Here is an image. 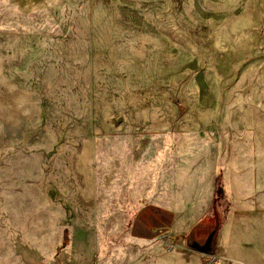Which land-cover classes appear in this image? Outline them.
I'll return each mask as SVG.
<instances>
[{"label": "rangeland", "instance_id": "obj_1", "mask_svg": "<svg viewBox=\"0 0 264 264\" xmlns=\"http://www.w3.org/2000/svg\"><path fill=\"white\" fill-rule=\"evenodd\" d=\"M229 233H264V0H0V264H264Z\"/></svg>", "mask_w": 264, "mask_h": 264}, {"label": "crops", "instance_id": "obj_2", "mask_svg": "<svg viewBox=\"0 0 264 264\" xmlns=\"http://www.w3.org/2000/svg\"><path fill=\"white\" fill-rule=\"evenodd\" d=\"M228 237L231 248L229 252L264 254V233H229Z\"/></svg>", "mask_w": 264, "mask_h": 264}, {"label": "water", "instance_id": "obj_3", "mask_svg": "<svg viewBox=\"0 0 264 264\" xmlns=\"http://www.w3.org/2000/svg\"><path fill=\"white\" fill-rule=\"evenodd\" d=\"M217 230H218V222H215L213 224L212 230L209 231L207 236L201 241L194 238L193 235L195 230H193L190 236L187 238V246L190 249L204 255L212 254L216 244Z\"/></svg>", "mask_w": 264, "mask_h": 264}, {"label": "trees", "instance_id": "obj_4", "mask_svg": "<svg viewBox=\"0 0 264 264\" xmlns=\"http://www.w3.org/2000/svg\"><path fill=\"white\" fill-rule=\"evenodd\" d=\"M217 192H219V190Z\"/></svg>", "mask_w": 264, "mask_h": 264}]
</instances>
